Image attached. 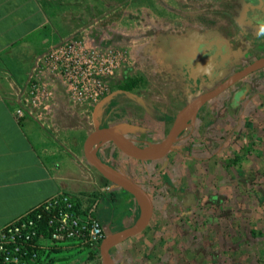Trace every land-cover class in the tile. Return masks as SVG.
<instances>
[{"label":"rangeland","instance_id":"obj_1","mask_svg":"<svg viewBox=\"0 0 264 264\" xmlns=\"http://www.w3.org/2000/svg\"><path fill=\"white\" fill-rule=\"evenodd\" d=\"M73 3L69 22L64 14L68 34L88 48L110 47L123 55L110 92L99 101L72 104L61 88L53 94L59 103L52 117L74 131L73 139L79 126H111L133 144L158 142L185 104L264 56L260 0ZM129 77L141 82L124 91L120 84ZM263 96L264 68L207 103L167 157L154 163L99 147L98 154L133 173L155 199L148 229L112 249L117 264H264ZM79 153L83 157L82 147ZM110 210L100 205L103 215ZM47 245L39 264H102L98 246L73 240Z\"/></svg>","mask_w":264,"mask_h":264},{"label":"crops","instance_id":"obj_2","mask_svg":"<svg viewBox=\"0 0 264 264\" xmlns=\"http://www.w3.org/2000/svg\"><path fill=\"white\" fill-rule=\"evenodd\" d=\"M64 4L65 12L64 9L60 11ZM69 6L70 13H73V0L70 3L68 0H0V228L44 202L59 189L78 194L84 209L99 198L96 193L107 192L117 196V201L121 204L120 208L113 212L115 227L122 229L129 227L135 224L140 216V206L130 192L127 193L124 188L114 184L112 189L104 190L103 188L107 186L104 184V176L95 168L92 169L87 160L83 159L84 138L80 144L78 139L90 131L79 126L76 130L77 136L73 139L71 136L74 131H68L66 125L58 126L52 117L51 109L58 108L59 103V97L53 94H59L61 88L62 92L65 91L69 95L61 83L53 78L47 80L49 96L41 97L30 110L26 109L25 102L18 98L19 89L25 83L37 54L58 43L60 35L65 37L69 35L68 31L71 28L68 24L66 28L63 26L64 14H67L66 21L68 20ZM69 101L75 104L70 98ZM261 101L264 103V96ZM19 107H24L22 115L17 114ZM117 129L124 134L121 128ZM103 145L119 150L111 141H102L94 147L96 155L105 163L114 164L98 154L99 147ZM80 147L83 157L82 153H79ZM126 158L140 161L128 156ZM160 159L140 162L154 163ZM115 166L151 194L155 210V199L150 189L136 179L133 173ZM120 209L122 214L118 215L117 211ZM153 220L154 213L149 225L141 233L148 229ZM104 226L111 229L108 225Z\"/></svg>","mask_w":264,"mask_h":264},{"label":"built area","instance_id":"obj_3","mask_svg":"<svg viewBox=\"0 0 264 264\" xmlns=\"http://www.w3.org/2000/svg\"><path fill=\"white\" fill-rule=\"evenodd\" d=\"M122 56L115 48H88L80 36L71 33L37 54L18 98L26 109H32L41 97L49 96L46 81L53 78L67 89L73 103L99 101L110 92ZM23 113L24 107H19L17 114ZM113 187L109 183L103 189ZM98 202L84 209L78 194L57 190L0 228V264H39L50 241L73 240L99 249L109 229L96 217Z\"/></svg>","mask_w":264,"mask_h":264},{"label":"water","instance_id":"obj_4","mask_svg":"<svg viewBox=\"0 0 264 264\" xmlns=\"http://www.w3.org/2000/svg\"><path fill=\"white\" fill-rule=\"evenodd\" d=\"M264 68V56L258 57L247 66L237 70L217 86L199 94L185 104L175 115L173 123L162 140L148 146L133 144L121 130L109 126L97 127L90 131L83 141V152L87 162L99 171L112 184L130 192L140 206L137 222L118 231H110L100 244L102 264H116L111 249L124 240L144 231L154 213V201L151 194L127 174L105 163L94 152V147L102 141H111L125 156L140 161H151L163 158L172 149L179 135L195 120L200 109L236 82L250 73Z\"/></svg>","mask_w":264,"mask_h":264},{"label":"trees","instance_id":"obj_5","mask_svg":"<svg viewBox=\"0 0 264 264\" xmlns=\"http://www.w3.org/2000/svg\"><path fill=\"white\" fill-rule=\"evenodd\" d=\"M140 82H141V80H139V78L129 77L123 83L120 84V88L124 91H128V90H131L134 87L138 86L140 84ZM109 183H110V181L104 177V184L108 185ZM124 191L129 193L125 189H124ZM129 194L134 198V196L131 193H129ZM95 195L99 197L98 199H100L98 210L96 213V217L99 219L100 223L103 226L108 225L110 228L114 227L113 231H118V230L122 229V227H115L114 222H113V212L115 213V211L118 208H120L119 204H121L117 201V196L110 194V193H107V192L100 193V194L96 193ZM103 204L108 205L111 208L108 215H103L104 213L100 211V205H103ZM252 233H256L255 230H252ZM44 253L45 252H42V255ZM94 254H95V252L91 253L90 258L93 257ZM41 257L39 260H41ZM48 264H52V262H49Z\"/></svg>","mask_w":264,"mask_h":264},{"label":"flooded vegetation","instance_id":"obj_6","mask_svg":"<svg viewBox=\"0 0 264 264\" xmlns=\"http://www.w3.org/2000/svg\"><path fill=\"white\" fill-rule=\"evenodd\" d=\"M260 3H261V5H264V0H260ZM262 9H264V6H262ZM110 165H111L112 167L118 169L114 164H111V163H110ZM124 173H125V172H124ZM110 231H113L112 228L109 230V232H110Z\"/></svg>","mask_w":264,"mask_h":264}]
</instances>
